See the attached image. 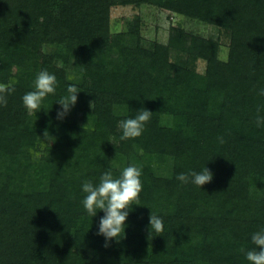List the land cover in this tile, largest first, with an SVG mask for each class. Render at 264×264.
I'll return each instance as SVG.
<instances>
[{
    "label": "trees",
    "instance_id": "1",
    "mask_svg": "<svg viewBox=\"0 0 264 264\" xmlns=\"http://www.w3.org/2000/svg\"><path fill=\"white\" fill-rule=\"evenodd\" d=\"M144 5L225 40L179 22L167 43L147 41L140 14L112 31L113 7ZM42 70L56 76V92L34 114L22 97ZM9 81L0 264H250L241 249L264 228V125L255 123L258 108L264 117V0H0V83ZM70 84L77 103L60 120L56 101ZM142 108L152 112L144 132L121 140L119 122ZM133 164L140 205L105 247L104 213L87 214L82 185ZM205 167L213 179L201 188L176 178ZM151 212L163 232L149 235Z\"/></svg>",
    "mask_w": 264,
    "mask_h": 264
},
{
    "label": "clouds",
    "instance_id": "2",
    "mask_svg": "<svg viewBox=\"0 0 264 264\" xmlns=\"http://www.w3.org/2000/svg\"><path fill=\"white\" fill-rule=\"evenodd\" d=\"M15 81H9L7 84L0 83V106L7 105V97L15 91ZM57 78L47 70L40 71L34 80V90L27 92L22 97L25 108L36 113L42 109V101L49 94H55ZM80 90L75 85L67 87V94L62 96L58 101L61 110L57 112V119L62 120L77 103V93ZM259 95L264 96V89ZM93 108V102L90 104ZM257 109L255 123L257 127L264 125V117ZM152 112L147 109H140L134 118L123 119L119 122V128L122 130L121 140L134 139L142 135L145 130V124L149 122ZM86 126V125H85ZM45 139L48 138L49 132L44 131ZM219 142L223 144V137H219ZM141 168L136 165H130L122 169L119 177H115L111 170L104 172L98 184L92 181H86L82 185V190L86 194L82 204L87 214L95 217L98 211L104 213L99 220V230L97 235L105 237V247H108V241L113 239L119 241L122 233L125 235L126 221L133 205H140L139 196L142 191ZM182 183H189L202 187L210 183L213 179V173L205 167L201 172L192 171L190 173H181L176 177ZM161 233L164 230L162 218L154 213L149 217V235L151 231ZM251 241L255 247L244 250L247 261L250 264H264V228L255 232L251 236Z\"/></svg>",
    "mask_w": 264,
    "mask_h": 264
},
{
    "label": "rangeland",
    "instance_id": "3",
    "mask_svg": "<svg viewBox=\"0 0 264 264\" xmlns=\"http://www.w3.org/2000/svg\"><path fill=\"white\" fill-rule=\"evenodd\" d=\"M140 14L143 18V35L147 41L158 40L163 43L168 42L169 30L171 25H177L179 22L188 30L194 33H200L206 37L218 38L222 35L215 27L206 25L196 20L183 19L182 17L167 10L159 9L155 6L144 5L135 6H115L112 8L111 29L113 32L121 31L124 28L125 21L134 15ZM228 48L222 44L221 57L226 58ZM198 69H205V62L199 61Z\"/></svg>",
    "mask_w": 264,
    "mask_h": 264
}]
</instances>
